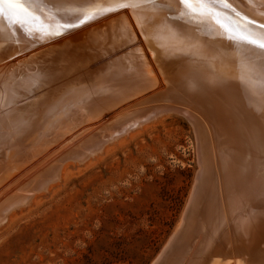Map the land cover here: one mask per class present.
I'll list each match as a JSON object with an SVG mask.
<instances>
[{
	"label": "bare ground",
	"instance_id": "6f19581e",
	"mask_svg": "<svg viewBox=\"0 0 264 264\" xmlns=\"http://www.w3.org/2000/svg\"><path fill=\"white\" fill-rule=\"evenodd\" d=\"M225 2L232 21L178 0H107L72 28L55 21L77 16L57 13L49 34L0 18V195L16 184L0 199V228L112 143L175 116L193 130L199 169L181 224L152 264H264V252L245 248L239 219L264 193V49L225 30L251 21L248 32H264V0ZM107 53L119 63L104 73Z\"/></svg>",
	"mask_w": 264,
	"mask_h": 264
},
{
	"label": "rangeland",
	"instance_id": "374dc122",
	"mask_svg": "<svg viewBox=\"0 0 264 264\" xmlns=\"http://www.w3.org/2000/svg\"><path fill=\"white\" fill-rule=\"evenodd\" d=\"M228 24L243 43L237 23ZM112 55L101 58L104 73L119 63L109 62ZM109 147L98 162L72 170L51 194L21 208L12 225L0 226V264L153 263L189 203L199 169L193 130L185 119L167 117ZM15 186L3 187L0 199Z\"/></svg>",
	"mask_w": 264,
	"mask_h": 264
},
{
	"label": "snow or ice",
	"instance_id": "6c2138e0",
	"mask_svg": "<svg viewBox=\"0 0 264 264\" xmlns=\"http://www.w3.org/2000/svg\"><path fill=\"white\" fill-rule=\"evenodd\" d=\"M106 2L107 0H83L80 3L71 2V0H55V2L53 0H40L37 6L26 4L25 0H0V18H5L9 24L18 25L22 28L31 25L29 30L33 33L49 34L51 25L45 26L46 22L54 21L57 13L73 14L78 19V24L70 22L61 24L59 21H55L58 27H77L79 24L92 19ZM178 2L190 13H216L217 15L226 16L229 20H231V17L228 16L225 10L229 9L235 12L224 0H178ZM36 7L39 9V14L35 11ZM79 15H82L83 18L79 19ZM235 15L239 16L240 14L236 12ZM248 23H251V21L244 25L236 24L238 29H242L246 33L241 36V39L246 43L254 44L264 49V32L259 34L248 32ZM54 34L59 35L60 33L54 32Z\"/></svg>",
	"mask_w": 264,
	"mask_h": 264
},
{
	"label": "water",
	"instance_id": "95a60500",
	"mask_svg": "<svg viewBox=\"0 0 264 264\" xmlns=\"http://www.w3.org/2000/svg\"><path fill=\"white\" fill-rule=\"evenodd\" d=\"M218 16H222L230 21L224 15ZM253 201L257 204V206L254 208V210H251L252 213L254 212L252 216L246 215L247 213L244 211L246 207L242 208L243 211L241 212L242 214L239 216V219L241 218V222L243 219L244 220L241 224L240 232L242 233V237H244V246L247 251H249V253L257 251L264 252V193L253 197ZM242 252L245 254L244 249Z\"/></svg>",
	"mask_w": 264,
	"mask_h": 264
}]
</instances>
